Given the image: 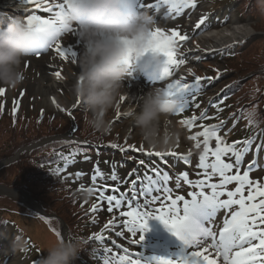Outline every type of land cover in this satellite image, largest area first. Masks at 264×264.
<instances>
[{
  "label": "rangeland",
  "instance_id": "374dc122",
  "mask_svg": "<svg viewBox=\"0 0 264 264\" xmlns=\"http://www.w3.org/2000/svg\"><path fill=\"white\" fill-rule=\"evenodd\" d=\"M156 1L160 4L161 11L169 16L166 20H161V22L157 23V27L162 28L167 35H171V32L176 30L181 35L186 34L189 36V39L186 41H177V46H179L177 49V59L184 58L185 63L183 64V68L176 75V79L183 77L185 82H188L189 84L195 83L197 85V90L194 95L190 97H188L187 92L177 93L175 95V99L173 100L183 103L187 97L190 99L193 96H196L199 105H204L201 109L195 108L200 115L199 117L206 112V117L217 116L218 118H221L227 113V110L219 112L221 113V115H219L215 112L214 103L216 104L219 100L221 94L219 86L223 82L226 75H232L228 76L227 79L233 78V76L237 75L240 80L248 84L245 87H240V90H238L239 95L233 93L231 90H227L228 92L224 93V96H232L233 99H237L243 98L240 96L243 93L249 97H253L259 92L262 85V80L260 78L264 77V4L261 3V0H237L235 2L236 4L232 2L228 3V9H224L226 13L222 12L224 2H220L219 0H197L195 8H182L180 9L179 14H176L174 10H170V5L163 3L162 0ZM0 6L4 5L0 4ZM241 12L246 16L243 21L236 15ZM33 13L34 11H28L21 13V16L26 18L28 15ZM202 17L205 19V24L201 25V30H198L196 28V24ZM222 17H226L227 20H221ZM237 25L246 31V35L241 40L236 41V43H232L231 45L243 44L244 42L245 44L240 50L234 53L232 59L229 61V64H224L222 60H218L219 53L231 45L223 48L209 49L208 47H204L202 45L203 40H201V38L208 34L206 37H211L212 39L221 32L234 29ZM70 35L71 34H66L63 36L62 44L69 39ZM44 43L45 40L41 37L39 44L44 45ZM208 46L215 48L213 47V42H210ZM79 47L80 52L77 56L76 65L70 63V53L66 59H61L59 54L52 50H49L48 55L43 54L40 56L42 57V61H45L43 68L42 63L40 62L41 60H39L40 57L35 55L25 57L31 58V60L24 59L21 64V70L24 73L23 82L15 89L0 86L5 89L4 94L0 95V105L3 107L8 106L6 109V112L8 113L13 112V109L15 108L16 113L20 111V114H23L25 117L30 116V114L32 116L33 112L42 114L50 109L53 110L54 105L59 107L63 106L68 114L72 111L86 107L81 100L79 106L74 104L69 107V104L73 101L72 96L74 95L73 80L76 78L77 74H79L78 62L82 51V44H80ZM45 51H42V53ZM151 56V53H145L141 59L153 61ZM34 58L38 61L34 62ZM56 63L57 67L50 69V65H55ZM46 65L48 66L47 70L54 71L52 74L48 72L50 78L52 79L48 82H45L41 78V73ZM228 66L232 68L229 71L226 70ZM152 68L154 71L158 72L155 62L152 64ZM147 69V67H143L141 74L150 75L149 70ZM56 72L61 73L62 79L55 75ZM261 72H263V74ZM195 77L201 78L198 81L199 83L195 80ZM253 77L256 78L252 80ZM131 80L133 81L132 85L134 87L139 86L140 83H138L135 79ZM150 88L155 89L154 86H150ZM120 91L121 96L128 93L123 90ZM120 97L108 114L107 119L110 120L111 127L107 132L108 136H117L118 139L122 141L119 144L113 145L111 147V152L117 153L121 159H125L124 155L127 156L131 163L127 165L128 167L126 168L130 172L132 170H134V172H132L131 175H128V173L125 172V169L121 171V169L114 168L112 171H115V173L113 172L112 174L111 172V174L107 177L105 171H111V167L107 166L105 168L100 165L99 171L104 174L103 178H98L95 182H93L92 179H87L90 183H93V187L88 190V192L92 191V189L102 190L105 187V184L108 186L106 195L111 193L112 187H118L120 191H124L131 187V181L136 179L137 173L138 175L141 174L144 176L145 182L142 183L145 189H147V177H154L155 173L152 170L159 169L161 172L166 171L172 173L171 185L169 186L172 188V195H183L186 199H190V197L187 196V193L190 191L198 192L199 189H193L186 183L182 182L179 187H176V184L178 181L182 180V177L180 176L181 172L187 173L188 179L192 180L194 183L198 180H204L203 169L197 167L199 155L202 152L203 145H201V148L198 150L194 147L196 141L193 144L192 139H184L183 134L178 130V122L174 117H171L168 114H165L161 120V128L166 131H171L172 133L169 137L170 140H166V146L152 147L147 145L141 140L138 130L132 124L131 118L122 114L126 110L122 105ZM53 99H55L56 103H53ZM249 106L250 109L256 113V108L261 107L262 103L256 106ZM139 108L140 107H136L135 110L138 111ZM28 110L33 112H29ZM84 112L88 114L87 111ZM80 120L81 127L84 129L86 124L81 114ZM215 122L216 118H213L211 123ZM61 124L62 126H58L57 128L62 132L68 133L70 131V127L68 128L67 125L69 124H67L64 120ZM245 125L249 127L252 126L245 120L233 124L232 131L236 132V134L234 133L232 138L230 136V132L220 134L222 133L220 131L218 135L221 136L224 143L231 144L233 141H237L239 138L241 139L243 135L242 131H244L243 129ZM62 127L63 129H61ZM255 130L256 128L254 127L252 129L250 128L248 136L252 138ZM56 133L57 132H52L50 134L47 133L46 136L55 135ZM3 135L4 137H0V157L3 159L0 160V169L5 167L8 163H13V159H17V157L5 159L1 156V154H3V150H5L8 144L7 141H9L8 135L5 133H3ZM199 139L202 141L203 137H200ZM209 145L215 147V140H210ZM121 149H123V151ZM173 152L177 155L173 156L170 154ZM156 153L163 154V159L155 155ZM189 153H191V155H189ZM185 157H187L190 163L185 164L183 162ZM225 159L227 160V157H225ZM65 160L73 163L75 158L73 155H66ZM141 160L144 161L143 164L140 163ZM258 160V168L253 169L250 172V178L264 184V181H260L261 175L264 173V149L259 153ZM94 161L96 160L94 159ZM150 161H153V164H148ZM160 161L163 163L166 162L168 166H163ZM157 165L163 166V169H160ZM44 166H46V171L48 172L54 169V164L49 165L50 168H48L47 165ZM246 167L247 165L241 166L242 170L246 169ZM25 173L26 176L23 178L19 176V173L14 168L0 170V206H4L2 201L4 199H8L15 205L29 207L31 209L33 207L35 211L41 214L38 209L40 201L34 198V194L40 193V196L44 199V201H49L52 197H54L50 193V190H55V184L56 187H59V181L54 178H47L45 180L43 176L39 175L35 170L34 172L29 171ZM112 176H115V180L112 179ZM122 182H125L126 184L124 185ZM208 183L219 184V177H212ZM236 186V183L233 182L232 184L226 186V190L234 191ZM204 192L211 195V190L208 188H205ZM59 193L61 195L63 194L61 191H59ZM93 193L94 194L87 193L84 196L80 194L79 200L80 202L84 201L87 203V206L92 208L91 213L94 214L93 221L95 224L91 229L95 235H93L92 238L97 235L100 236V239L98 240L100 245H98L99 250L97 253V259L104 264L105 260L111 261L113 259V254H115L116 258L123 255L124 248H128L130 253L137 252L138 245L133 243V240H138L139 234H137L136 237H133L130 233H128L124 228V221L130 218L120 215V211H129L130 209L125 206L120 210H117L114 207L113 211L109 212L107 210L108 205L106 201L101 202L100 200L97 201L98 199L94 200V198L92 200L93 196L99 197V191ZM244 194L247 195V191H245ZM226 198V196L221 197V199ZM167 203L170 204V201ZM180 203L182 204V202ZM62 205V201H57L54 205H49L51 209H53V206L57 208L55 210H51L54 213L51 211L48 212L55 215L52 219H47L37 213L29 215L28 218L20 216L16 217L15 214H10V216H8L9 221H7L6 226L2 227V224L0 223V264H27L29 260H33V264H39V261L35 263L37 261L36 255L37 257L38 255H41V257L46 255L47 249L53 246L56 242L53 235H51L52 232L50 231V229L53 231L52 226L54 224L57 227L56 231L62 233L64 235H62L63 239H66L65 234L68 229L64 223V217H68L69 213L68 209L65 211L59 209ZM94 205L97 208L96 211H93ZM153 207L158 208L160 205L157 203ZM45 213L43 212L42 214ZM50 215H48L49 218ZM223 215L224 212L222 211L218 215V218L222 219ZM87 218L88 217H85L83 221H86ZM14 219L17 224L21 225L22 228H15V221H12ZM75 219L77 220V217ZM109 221H113L114 223L109 224L108 228H105V225L108 224ZM70 225L72 228H78V230L81 229V223H78L77 225V223L71 221ZM147 227L148 231L143 234L144 239L141 243L140 249L146 256H163L177 250L179 245L178 240H176V237L172 236L158 220H149ZM118 231L123 234L121 236H117L116 232ZM27 236L32 238L31 241H33V243L28 241L25 242L24 239H19L20 237ZM34 236L41 237V240L38 241L33 238ZM55 236L57 237L56 234ZM76 238H79V236ZM22 248L23 250H20ZM32 249L36 250L35 254L32 252ZM40 252H42V254ZM204 254L207 255V253ZM210 258H214V254ZM217 264H221V261L218 260Z\"/></svg>",
  "mask_w": 264,
  "mask_h": 264
},
{
  "label": "snow or ice",
  "instance_id": "6c2138e0",
  "mask_svg": "<svg viewBox=\"0 0 264 264\" xmlns=\"http://www.w3.org/2000/svg\"><path fill=\"white\" fill-rule=\"evenodd\" d=\"M162 2L169 4L170 10H174L176 14H179L182 8H195L197 4V0H162ZM21 3L35 5L41 12L51 13L46 18L36 14H30L25 18L27 23L34 26L35 31L45 40L43 47H38L31 55L40 57L42 51L52 50L56 51L61 59H66L70 53V63L76 65L80 52V39L70 35L63 44L59 40L64 32L74 34L78 31L75 27L64 26L63 9L66 0H51V2L50 0H21ZM140 7L151 9L153 5L150 0H143ZM153 22L156 23L154 20ZM204 24L205 19L202 17L196 24V28L200 29ZM188 39L189 36L181 35L177 31L167 35L160 27L150 31L147 46L143 52H151L162 57L164 66L160 71L159 81L172 77V68L185 63L184 58L177 59L176 46L177 41ZM55 75L59 78L61 73L56 72ZM128 77H132L131 71ZM200 79L195 77L197 82ZM196 90L195 83L189 84L181 77L167 83L161 91L174 101L176 105L174 111L179 113L189 107L188 97L194 95ZM4 91L5 89L0 87V95H3ZM181 92L188 94L183 103L172 99ZM120 100L126 103L124 96H121ZM53 103H56L55 99ZM76 104L79 106V98L76 99ZM15 111L14 108L13 112ZM242 114L249 125L257 123L255 111L242 110ZM206 116L205 112L201 115V119ZM223 127V122L220 126L204 127L203 131L190 137L197 141L195 148L200 149L203 145L197 167L203 169L204 175V180L194 183L188 179L187 173H180L182 180L178 181L176 187H179L182 182L193 189H199L198 192L187 193L190 199H186L183 195H176L173 198L172 188L167 186L171 176L168 172H161L159 169L152 170L155 173L154 177H147V189L139 181L138 173V178L132 180L131 187L124 191H120L118 187H112L111 193L106 195L108 191L106 184L102 190L98 189L99 200L107 202L109 212H112L114 207L117 210L125 206L130 209L120 211L121 216L130 218L124 221V228L133 237L139 234V239L133 240V243L138 245L137 252L130 253L128 248H124L123 255L116 258L113 254V259L105 260L104 264H217L218 260L221 264H264V184L250 178V172L258 168V153L259 150L264 149V141L256 144L254 139L249 138L233 141L231 144L224 143L218 135ZM197 136L203 137V140H197ZM210 140H215L214 148L210 147ZM170 154L177 155L174 152ZM155 155L163 159V154ZM183 162L190 163L187 157ZM140 163L143 164L144 161L141 160ZM242 165H247L246 169L242 170ZM103 175L97 169L91 179L95 182L98 178H103ZM217 176L219 184L208 183L212 177ZM112 179L115 180V176H112ZM233 182L237 185L235 190H226V186ZM205 188L211 190V195L204 192ZM245 191L247 195L244 194ZM224 196L227 198L221 199ZM168 201L170 204L167 203ZM157 203L160 207H153ZM96 210L94 205L93 211ZM222 211L224 215L222 219H218ZM149 220H158L172 236L177 238L179 245L175 252L163 256H146L140 250L144 239L143 234L148 231ZM113 223L109 221L105 228ZM53 231L58 237L61 236L59 231L55 229ZM122 234L119 231L116 232L117 236ZM94 238L99 240L100 236L97 235ZM213 254L214 258H210Z\"/></svg>",
  "mask_w": 264,
  "mask_h": 264
},
{
  "label": "clouds",
  "instance_id": "9594fccd",
  "mask_svg": "<svg viewBox=\"0 0 264 264\" xmlns=\"http://www.w3.org/2000/svg\"><path fill=\"white\" fill-rule=\"evenodd\" d=\"M125 7L123 0H66L63 9L64 26L77 28L82 44L73 93L86 106L87 124L98 132L110 129L107 117L121 96L130 69L145 53H151L143 50L155 27L153 18L144 11L126 12ZM40 38L22 16L10 17L7 25L0 27V86L15 89L23 82L21 64L39 47ZM151 54L161 71L162 57ZM175 107L160 89L152 88L143 95L139 110L125 115L144 143L165 147L172 133L161 128V120ZM82 250L79 238L57 239L39 264H74Z\"/></svg>",
  "mask_w": 264,
  "mask_h": 264
},
{
  "label": "trees",
  "instance_id": "16d2710c",
  "mask_svg": "<svg viewBox=\"0 0 264 264\" xmlns=\"http://www.w3.org/2000/svg\"><path fill=\"white\" fill-rule=\"evenodd\" d=\"M246 12V10H245ZM234 78H239L238 76H234ZM239 85V81H236ZM248 99L241 98V100L233 101L236 108H240V111H250L247 109L248 107H244L243 104H245V101ZM59 115H56L55 111H48L44 115L40 116L39 114H33L31 116L25 117L23 114H17L14 112H6L3 110V108H0V137H4L3 133L8 135L7 146L5 150H3V154H1L2 157L5 159H9L13 157V155L17 152V150L23 146L31 145L32 143L41 140L43 137H46L47 133L57 132L60 133V131L57 127L62 126V121L64 120L68 126L70 127V120L68 117L60 112L57 111ZM63 118V119H62ZM75 126L77 127V130L75 132V135L86 137L92 140H99L102 138V141L106 138L107 141H113L116 142V137L108 136L106 132H98V135H94L91 131L94 129L88 126L86 123L84 129L81 127V120H80V113L76 112L73 114ZM256 118L261 123L263 121V114L260 109V107L256 108ZM259 123V124H260ZM63 129V127L61 128ZM68 130V129H67ZM45 135V136H44ZM93 137V138H91ZM101 137V138H99ZM6 141V140H5ZM69 144H60V143H52L51 145H48L41 150L38 151H32L31 154L28 156L22 155L16 162L7 164L5 167H2L0 170L8 169V168H14L19 173L20 177L25 178L26 173L25 172H34V170L39 174L42 175L43 178L46 180L47 178L45 175L40 172V166L42 164L46 163H56L55 160H52L53 153L50 152L51 146H67ZM28 156V157H27ZM0 160H3L0 157ZM1 180V179H0ZM55 190H50V193L54 196L49 201H44V199L41 198L40 193L34 194V198L38 201H40V206L44 208V210L48 213L51 210L57 209L56 207H52L51 209L49 205H54L57 201H62L63 205L60 210L65 211L68 209V217H64V223L68 227L69 235L72 238H76L77 236L82 235V230H78V228H72L70 225V222L73 221L74 223L82 222V228L87 230V226L84 224L86 223L83 221L84 216L80 213L81 210V204L78 202L76 195L71 191V188L68 184L63 183L60 181L59 187H55ZM61 191L63 194L61 195L59 193ZM46 194V193H45ZM60 195V197H59ZM62 198V199H61ZM4 206H0V223L2 225L7 223V219H9L8 216L10 214H15L16 217H19V215L23 214L24 212L27 213L26 209L20 205H15L11 200L4 199L3 201ZM54 213L53 211H51ZM25 217V216H23ZM58 217V216H57ZM77 217V220L75 219ZM59 218V217H58ZM75 219V220H74ZM56 229V225H53ZM87 236L81 237V246L82 251L79 253V257L82 261L87 263H92V257H93V250L97 246L96 243L86 241L85 239ZM79 260L78 258L74 261V264H78Z\"/></svg>",
  "mask_w": 264,
  "mask_h": 264
},
{
  "label": "bare ground",
  "instance_id": "6f19581e",
  "mask_svg": "<svg viewBox=\"0 0 264 264\" xmlns=\"http://www.w3.org/2000/svg\"><path fill=\"white\" fill-rule=\"evenodd\" d=\"M130 1L137 2V4L134 7H132V8L126 6L125 7V11L126 12L135 13L137 11H144L149 16H151L152 18H157V21H161L164 18V15H162L163 12L161 11V6L156 0H150V2L153 5V7L151 9H148V8L141 9L140 5L143 3V0H130ZM43 6H46V5H43ZM16 9L17 8H14L13 6H10V5L5 6V8L2 9L3 13L4 14L6 13L5 16L8 15L7 20H9L10 14H12V12H14ZM201 29L202 28H200L198 30H201ZM245 33H246V31H244V29H241V27H239L237 25V27H235L234 29L226 30V32H221L220 34H218L216 37H214L212 39H211V37H206L208 34L204 35L201 38V40H203L202 45L204 47H208L209 49H217V48L223 47L225 45H228L230 43H233V42L241 40L246 35ZM210 42L214 43L213 47H215V48H212L211 46L210 47L208 46ZM24 59L31 60V58H24ZM34 60H35L34 62L38 61L35 58H34ZM39 60H41L40 62L42 63V68H43V64L45 63V61H42V57H40ZM47 67L48 66L46 65L45 68L43 69L42 73H41V78L45 82H48L49 80H52L50 78V75L48 74V72H50V74H52L54 72L52 70H47ZM130 71L132 72V77L137 79L138 69L132 67L130 69ZM77 76H78V74H77ZM76 78L73 80L74 84L76 82ZM146 86L147 85L142 84V86H140V87H137V88L133 87L132 86V82H131L129 77L123 82L122 89L124 91H127L129 94L124 96L125 99H126V103L122 102V105H123V107H124V109L126 111H124L122 114H125L126 112L135 110L136 107H140L142 98L141 97L139 98V96L140 95L143 96L144 94H137V92L145 93V92L149 91L146 88ZM72 98H73V101H71V103L69 104V107H71L74 104H76L77 97H75V95H73ZM166 140H170V138H167ZM35 237L37 239L41 238L39 236H35Z\"/></svg>",
  "mask_w": 264,
  "mask_h": 264
}]
</instances>
